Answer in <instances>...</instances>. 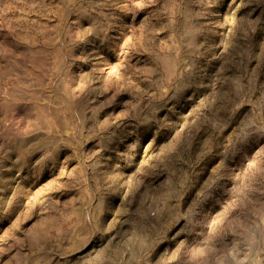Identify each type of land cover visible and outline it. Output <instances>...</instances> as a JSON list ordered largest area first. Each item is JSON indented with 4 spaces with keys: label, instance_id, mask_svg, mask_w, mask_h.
Here are the masks:
<instances>
[{
    "label": "rangeland",
    "instance_id": "obj_1",
    "mask_svg": "<svg viewBox=\"0 0 264 264\" xmlns=\"http://www.w3.org/2000/svg\"><path fill=\"white\" fill-rule=\"evenodd\" d=\"M0 264H264V0H0Z\"/></svg>",
    "mask_w": 264,
    "mask_h": 264
}]
</instances>
